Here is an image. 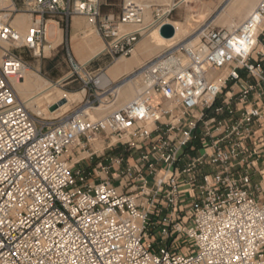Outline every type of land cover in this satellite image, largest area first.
Returning <instances> with one entry per match:
<instances>
[{
    "label": "built area",
    "instance_id": "2783aa9c",
    "mask_svg": "<svg viewBox=\"0 0 264 264\" xmlns=\"http://www.w3.org/2000/svg\"><path fill=\"white\" fill-rule=\"evenodd\" d=\"M0 3V264H264V0L140 66L122 107L49 120L12 84L31 68L22 51L42 57L48 21L78 15L113 60L131 55L143 9L123 0L115 19L101 0ZM149 7L154 22L170 12ZM21 13L25 33L11 24ZM66 52L87 86V63ZM99 137L102 150L70 164Z\"/></svg>",
    "mask_w": 264,
    "mask_h": 264
},
{
    "label": "rangeland",
    "instance_id": "374dc122",
    "mask_svg": "<svg viewBox=\"0 0 264 264\" xmlns=\"http://www.w3.org/2000/svg\"><path fill=\"white\" fill-rule=\"evenodd\" d=\"M140 1H142L143 3H149V5L158 6L162 8L164 11L170 10V12L164 15L159 21L154 22L153 21L154 18L152 17V14H151V10L153 7H149L148 9L150 14L149 13L147 14L144 9L143 13L146 16L143 14L145 16L143 26L146 27V31L137 40L135 45H138L139 42H141L142 40L148 39L149 34L155 28L158 27L159 23H164L167 21L186 22L187 19H190L191 21H193V23L195 22V24H200L199 25L200 29L194 33L195 35L193 34L192 36L188 37L187 38L188 40L186 39L184 42L170 49L166 47V44L161 45L159 49H156L153 52L146 54V56L142 60H138V62L133 65L132 69L128 71L125 75H122L117 80L112 81L105 89H99L93 81L101 73L100 74L92 73L91 75H94L95 77L93 78V80H91L88 83L87 86L80 79H74L75 77L70 76L71 74H70V67H69L68 60H67L66 47H68L72 57L78 63H82V62L80 59L76 58V54L74 52V47H73V41L69 36V28H67L64 25V23L57 24L56 18H51V20L48 21V26L50 27L49 28L50 36H53L55 34L57 27L60 29L62 28L61 29V41L54 47V50L48 51L50 47L46 46L45 51H44L45 56L44 57L42 56L39 58L33 57L32 54L27 50L22 51L23 58L31 66L30 70H33L34 72H36L42 79H45L49 81L50 83L54 84L56 88L55 94H53L49 98L50 103L52 104L44 111L45 114H43L44 116L42 115V117L49 120V119L58 117L60 115L62 116L69 115V114L75 115L76 113L79 112L82 106L84 107V106L101 105V109L99 111L90 110L88 114V117L90 119H97V118L104 116L110 111H113V110H116L122 107L125 103L130 101L136 95L137 90L139 89L138 85L140 83V80L139 78H137L138 81H136V83L134 84L133 95L129 99L123 100L121 99L122 97L119 93H115L118 86H120L126 80L136 76L138 74L140 66H142L147 61L153 59L160 49L161 50L163 49L164 51H166V50H174L178 48L180 45L187 43L188 41L196 37L198 32L206 25L228 28L227 26L224 25V22L227 18L232 16L231 15L232 13L231 11L233 9L232 7H234L238 3L239 0H182L181 2L177 3L175 6H172V7H170L166 2L162 3L161 1H155V0H140ZM175 1L178 2L179 0H175ZM101 2L105 3L101 5V9H100L101 15H104V14L113 15L114 18L116 19V17L121 12L123 0H105V1L101 0ZM203 9L205 10L208 9V15L206 16V19L200 23V21L198 22V18L201 13L200 11H202ZM249 12L243 17H235V23L237 24L239 21L243 20L249 14ZM190 15L192 16L190 17ZM82 19L84 21V24L87 30L83 34L75 36V40L81 41L82 38L90 34L91 36H94L96 40H98L99 42H102L100 38V34L97 33L95 25L92 23H89V19L87 17L82 16ZM130 26L131 25H122V29H125V28L128 29L130 28ZM88 30L89 32H87ZM25 31L22 33H25ZM127 31H125V33ZM103 41L105 42L104 39ZM134 52L135 50L132 52L131 55H128V56L116 57L114 59V62L119 58L128 60L129 58L133 56ZM69 80H72V82L69 84H66L67 81ZM83 88L85 89V94L81 101L71 103L70 107L66 111L61 112L60 114H57V115L49 114V111H55L60 106L66 103L65 99H60L57 101L56 95H58L60 90L65 91V92H75ZM48 104L49 103L45 102L42 108H44V105H48ZM108 104H112V105H110L107 108L103 107V105H108ZM52 108L53 110H51ZM28 109L31 113H33L31 111L32 110L31 108H28ZM220 116H221L220 118H226L225 112L222 113ZM103 140H104L103 137L96 138L90 142L89 148H86L85 150H79L77 147H75L72 153L68 152L70 154V157H69V159L71 160L70 164L75 163L81 157H87L88 153H90L91 151L102 150L103 146L106 145ZM192 154H194V152H192ZM75 166H77V164H75ZM156 248L157 246L154 245L153 250H155Z\"/></svg>",
    "mask_w": 264,
    "mask_h": 264
},
{
    "label": "bare ground",
    "instance_id": "6f19581e",
    "mask_svg": "<svg viewBox=\"0 0 264 264\" xmlns=\"http://www.w3.org/2000/svg\"><path fill=\"white\" fill-rule=\"evenodd\" d=\"M132 1L138 4L143 9V12L145 9V12L147 14L149 13V10H148L149 3H143L140 0H132ZM155 1H161L162 3L166 2L170 7H172V6H175L177 3L181 2L182 0H179L178 2H176L175 0H155ZM257 2L258 0H239L238 3L234 7H232L233 8L231 11L232 16L227 18L224 22V25L228 27L227 29H232V27L236 25L235 17H243L244 15H246L249 11H251V9H253L256 6ZM1 6L2 4L0 3V7ZM200 12L201 13L199 15L198 22L200 21L201 23L202 21L206 19V16L208 15V9L207 10L203 9ZM191 16L192 15H190V17ZM30 23H31V16L26 13L15 15V17L11 21V24L13 25V27H15L21 33L24 32L28 28ZM89 23H92V22L89 21ZM164 23H170L174 27V35L172 37L170 38L162 37L159 33L160 27L155 28L149 34L148 39H145L139 42L137 46V50H135L131 58H129L128 60H124L120 58L117 59L112 65V68L106 74H101L98 77H96L95 79L96 86L99 89H105L118 75L127 73L128 71H130L133 65L138 62L137 60L138 52H141L143 54H149L150 52H153L154 50L159 49V47L163 44H166V47L170 49L184 42L188 37L192 36L196 31L200 29L199 28L200 24H195V22L193 23V21H191L190 19H187L186 22L167 21ZM117 28L119 32L125 33V31L127 30H128L127 32L136 31L139 28V26L131 25L130 28L128 29L126 28L122 29V25H118ZM61 29L58 28L57 37L54 40L50 41V47L52 48L55 47L61 41ZM87 32H89V30ZM194 39H196V37H194L192 40ZM192 40L188 41V43L192 42ZM72 41H73L74 51L76 53L84 52V51L86 52L85 58H80L82 62L80 63L81 65H84L85 63L88 62V60H91V58H93L94 56H96L98 53H100L101 51L105 49L104 43L99 42L98 40H96L94 36H91L90 34L82 38L81 41H76L75 36H73ZM163 52L164 50L160 49L158 53L155 55V57L161 55ZM137 78H139L138 75L123 82L120 86L117 87L115 93H119L122 97L121 99L123 100L129 99L133 95L134 84L136 83V81H138ZM12 84L15 90L17 91V93L19 94L20 99L26 104L28 108L32 109L31 111L33 112L34 115L42 116L43 114H45L44 111L52 104L50 103L49 98L53 94H55L56 88L54 84L50 83L49 81L45 79H42L33 70H30V69L26 70L23 74V77L19 80H14ZM84 94H85V89H81L75 92H65V91L60 90L58 95H56L57 101L60 99H65L66 103L60 106L55 111H49V114L57 115L63 111H66L70 107L71 103L81 101ZM45 102L49 104L44 105V108H42ZM110 105L112 104L103 105V107L107 108ZM100 109H101V105L84 106L79 110L78 114L80 116L81 115L88 116L90 110L99 111Z\"/></svg>",
    "mask_w": 264,
    "mask_h": 264
},
{
    "label": "crops",
    "instance_id": "0c3cea01",
    "mask_svg": "<svg viewBox=\"0 0 264 264\" xmlns=\"http://www.w3.org/2000/svg\"><path fill=\"white\" fill-rule=\"evenodd\" d=\"M102 4H105V3H102ZM241 21H239V22H241ZM67 28H69V36L71 39L73 38V36H78L80 34H83L87 30V28L84 24V21L82 19V16H78V15H74L69 19ZM57 35H58V28H56V32L53 36L49 35V29H48L47 40L50 42V41L54 40L57 37ZM100 38L105 45V42L103 41V38L101 35H100ZM137 46L138 45H135L134 50H137ZM49 47H50V45H49ZM50 48H52V47H50ZM75 54H76L77 59L85 58V56H86L85 51L84 52H77V53L75 52ZM44 56L45 55H43V57ZM145 56H146V54L138 52L137 60H142ZM113 64H114V60L112 59V57L110 55L106 54L105 52L101 51L96 56L91 58V60H88V62L86 64V68H88L94 74H100V73L106 74L112 68ZM125 74L126 73L117 76L116 79H114L113 81L117 80L119 77H121L122 75H125ZM71 82H72V80H69V81H67L66 84H69ZM258 167H260V163L258 164Z\"/></svg>",
    "mask_w": 264,
    "mask_h": 264
},
{
    "label": "water",
    "instance_id": "95a60500",
    "mask_svg": "<svg viewBox=\"0 0 264 264\" xmlns=\"http://www.w3.org/2000/svg\"><path fill=\"white\" fill-rule=\"evenodd\" d=\"M159 33L164 38H170L174 35V27L170 23H162L159 28Z\"/></svg>",
    "mask_w": 264,
    "mask_h": 264
}]
</instances>
